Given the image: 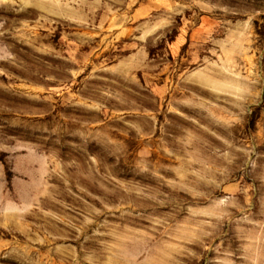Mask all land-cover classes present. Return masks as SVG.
Here are the masks:
<instances>
[{
	"label": "rangeland",
	"instance_id": "1",
	"mask_svg": "<svg viewBox=\"0 0 264 264\" xmlns=\"http://www.w3.org/2000/svg\"><path fill=\"white\" fill-rule=\"evenodd\" d=\"M0 264H264V0H0Z\"/></svg>",
	"mask_w": 264,
	"mask_h": 264
}]
</instances>
